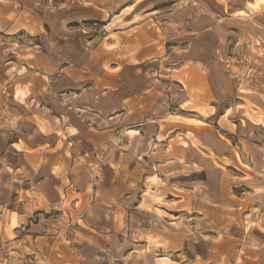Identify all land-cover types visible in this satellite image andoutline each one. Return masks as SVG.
Returning a JSON list of instances; mask_svg holds the SVG:
<instances>
[{
  "label": "rangeland",
  "instance_id": "374dc122",
  "mask_svg": "<svg viewBox=\"0 0 264 264\" xmlns=\"http://www.w3.org/2000/svg\"><path fill=\"white\" fill-rule=\"evenodd\" d=\"M96 1L92 9L81 0L50 10L68 20L60 29L35 8L38 30L15 38L38 54L52 41L87 79L71 92L57 80L33 105L15 88L26 106L9 103L14 115L0 122V264L264 258V125L247 114L264 87L257 39L264 38V7L251 11L248 0ZM143 56L157 59L130 64ZM197 104L212 113L200 116ZM87 105L99 109L101 127L118 126L102 163L47 146L38 158L10 148L18 136L29 145L51 141L50 133L34 132L33 121L48 133L58 113L80 127L96 125Z\"/></svg>",
  "mask_w": 264,
  "mask_h": 264
},
{
  "label": "crops",
  "instance_id": "0c3cea01",
  "mask_svg": "<svg viewBox=\"0 0 264 264\" xmlns=\"http://www.w3.org/2000/svg\"><path fill=\"white\" fill-rule=\"evenodd\" d=\"M77 1L81 0H0V122L7 124L8 122L5 121L9 120L8 117L14 115L13 110H9V103L20 106L23 105L24 108L26 106L23 103L25 99L27 100V103L33 105L37 100V95L42 94L44 90H47L50 87L56 89L55 82L57 80L61 81L63 88L61 91L65 92H71V90L74 89L75 84L83 82L82 80L86 81V71L83 68H79V64H73L71 62L72 60L68 59L65 53L59 51V45L56 47L53 45L52 41H50L51 48L46 52H41V54H38L37 50L32 47L27 50L25 46L20 45V42L17 44L14 42L16 41L15 38L22 31H25L26 29L38 30L41 20L34 16L35 8H41L45 14H48V18L50 20L49 26L53 25L55 28L58 23V28L60 29L65 27L68 20L63 19L60 16L55 20L54 16L50 15V10L53 12V10L56 9V11L60 12L64 8L76 5ZM111 1L113 5V0ZM96 2V0H89L90 6L86 5L85 7L89 9H92V5L97 7ZM246 7L251 11L258 10V7H264V0H248ZM238 13L240 15L246 12L238 11ZM28 15L31 17L28 18ZM35 19L37 20L36 22ZM262 25L264 26V23ZM258 31H260V28ZM258 38H261L264 47V38L260 34L257 35V39ZM22 48L24 49L23 51ZM260 52H262V56H260L261 68L264 69V50H260ZM88 53L94 54L95 52H80L79 54L81 57H88L90 55ZM79 54L74 56H79ZM145 57L147 56H143L130 64H133L134 66L141 65L144 63L140 62H143L145 59H148L149 62L153 63L156 61L155 59H157L156 57ZM159 64L160 62L158 61L157 65ZM201 67L202 66L199 63L196 64V68ZM38 70L41 74L38 73ZM79 70H81L82 73H80ZM39 74L41 76H45L47 81H42ZM262 79H264V76ZM16 87L25 91V97L23 100H19L15 96ZM95 90H97L96 87L91 89V91ZM95 92H91V97H93V101L97 102L98 96ZM256 97L257 99L254 106L257 107V110L254 108L249 110V106H247L244 110L246 112L249 110L247 114L255 123L264 125V87L260 91H257ZM88 100L92 102L90 96ZM198 100L202 101L201 99ZM200 103L201 102L198 104ZM198 104L193 110L199 113L200 116H203V114L208 116L212 113L207 112L205 104ZM87 108L91 111H95V113H91L97 118L96 125H91L87 122L86 126L80 127L81 124L72 118L69 113H58L49 119L50 131L48 133H43L40 129V123L33 121L34 132L39 133L41 136L48 135L50 133V135H52L51 141L49 140V137H46L44 141L29 145L26 144L24 138L18 136L17 140L10 143V148L24 156L36 158L39 157L38 152H40V148H45V151L50 149L56 153L60 152V155H63L64 151H67L71 156L81 153V156H93L94 160L102 163V156L105 154L104 151L102 152V147L104 146L107 138L116 136L118 132L116 129L118 126L116 128L113 127L108 129L104 128V126L101 127L99 121L104 120V117L99 115V109L97 107L91 109L88 105L85 109ZM200 109L204 110V112L201 113L199 111ZM85 112L88 111L85 110ZM19 120L20 119H17L15 122L19 123ZM115 120L116 119L114 118L112 121ZM195 120L200 122L197 119ZM132 130L135 131L134 129H131L128 132H131ZM82 145L85 146V149H83ZM46 146L49 147V149H47ZM88 159L91 158L88 157ZM89 163H92V161ZM98 166H100V164H98ZM262 218L264 222V215ZM8 222H10V220H8ZM260 248H264V246H260ZM209 261L211 263L215 262L213 260ZM249 263L264 264V258L259 257Z\"/></svg>",
  "mask_w": 264,
  "mask_h": 264
}]
</instances>
